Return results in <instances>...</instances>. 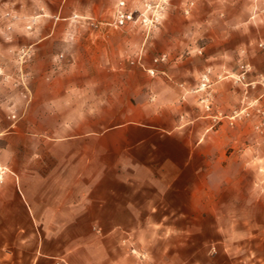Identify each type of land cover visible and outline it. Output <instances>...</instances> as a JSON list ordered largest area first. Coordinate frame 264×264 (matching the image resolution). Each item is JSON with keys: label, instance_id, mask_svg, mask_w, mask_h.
<instances>
[{"label": "rangeland", "instance_id": "1", "mask_svg": "<svg viewBox=\"0 0 264 264\" xmlns=\"http://www.w3.org/2000/svg\"><path fill=\"white\" fill-rule=\"evenodd\" d=\"M119 11L132 15L123 26L116 23ZM191 71L199 72L195 86L178 84L199 95L207 112L218 84L228 82L239 92L237 107L221 115L228 120H215L212 130L227 122L242 142L226 148L231 160L213 173V182L232 183L212 190V234H202L207 222L177 221L179 228L190 225L196 233L174 237L179 248L164 238L163 250H168L162 264H264V0H0V156L18 145L43 163L47 145L59 150L68 136L74 142L76 135L102 134L124 124L44 120L66 111L67 95L75 104L76 95L90 97L94 91L103 101L102 118L110 112L106 99L118 100L125 86L137 95L157 78L177 84L172 74L186 79ZM241 150L247 153L237 161ZM242 160L245 170L236 172ZM0 166L7 170L1 190L16 176ZM235 181L244 189H236ZM12 228L21 232L22 221L0 220V264H32L41 251L43 227L33 224L32 235L14 244L4 237ZM153 253L131 249L141 260L153 259Z\"/></svg>", "mask_w": 264, "mask_h": 264}, {"label": "crops", "instance_id": "2", "mask_svg": "<svg viewBox=\"0 0 264 264\" xmlns=\"http://www.w3.org/2000/svg\"><path fill=\"white\" fill-rule=\"evenodd\" d=\"M172 75L177 84L157 78L152 85L140 87L137 95L125 86L118 100L106 99L110 112L102 118L98 110L103 101L94 91L90 97L76 95L75 104L67 95L66 111L44 120H92V124L125 120L124 124L106 133L88 134L86 139L76 135L74 142L68 136L59 150L47 145L41 151L43 163L32 160L31 152H22L18 145L0 156V162L16 176L9 177L0 190V220H19L23 226L21 232L6 230L4 237L14 244L24 234L32 235L33 224L43 227L41 251L34 254L32 264H53L54 260L162 264L168 250H163L164 238L170 237V247L179 248L174 237L196 233L190 225L179 228L177 221L207 222L202 234H212V190L232 183L213 182V173L231 160L233 153L226 148L242 142L225 127L227 122L216 130L212 126L215 120H228L221 115L237 107L240 94L228 82L218 84L213 109L207 112L199 95L188 94L185 85L178 84L193 88L199 72H189L186 79ZM88 108L91 112L84 111ZM143 120H147L139 124L143 128L134 127ZM246 153L236 152L237 161ZM243 163H237L236 172L245 170ZM234 185L245 187L241 181ZM179 207L185 211L179 213ZM185 246L194 250L190 242ZM132 248L146 255L155 248L156 255L141 260L131 254Z\"/></svg>", "mask_w": 264, "mask_h": 264}, {"label": "built area", "instance_id": "3", "mask_svg": "<svg viewBox=\"0 0 264 264\" xmlns=\"http://www.w3.org/2000/svg\"><path fill=\"white\" fill-rule=\"evenodd\" d=\"M125 2L123 1L121 3V6H124ZM132 19V15L128 14L127 12L124 11H119L116 17V23L119 26H123L124 24H126L129 20ZM29 29H31V27H29ZM243 69H245V66L242 67ZM202 86H206V85H202ZM208 110H210V105L207 106ZM7 170L2 168L0 166V181H3L4 176L6 175Z\"/></svg>", "mask_w": 264, "mask_h": 264}, {"label": "bare ground", "instance_id": "4", "mask_svg": "<svg viewBox=\"0 0 264 264\" xmlns=\"http://www.w3.org/2000/svg\"><path fill=\"white\" fill-rule=\"evenodd\" d=\"M201 88L204 89V86H202Z\"/></svg>", "mask_w": 264, "mask_h": 264}]
</instances>
